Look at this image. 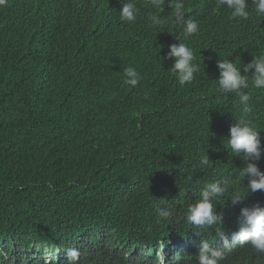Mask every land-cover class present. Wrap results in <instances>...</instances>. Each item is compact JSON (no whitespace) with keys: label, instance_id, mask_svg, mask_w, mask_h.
<instances>
[{"label":"trees","instance_id":"obj_1","mask_svg":"<svg viewBox=\"0 0 264 264\" xmlns=\"http://www.w3.org/2000/svg\"><path fill=\"white\" fill-rule=\"evenodd\" d=\"M127 2L0 4V264H199L204 241L223 252L219 264H264L250 244L233 243L242 209L264 207V191L248 193L246 163L227 143L242 107L216 82L219 60L245 75L264 55V15L253 0L247 19L217 10L218 0H179L182 17L177 0H131L128 22ZM190 18L198 31L186 37ZM179 43L199 66L183 86L167 58ZM128 67L135 86L124 83ZM247 75L246 118L264 149V88ZM249 162L264 173V151ZM226 182L247 198L233 204L226 193L213 202L220 224H190L205 185Z\"/></svg>","mask_w":264,"mask_h":264},{"label":"clouds","instance_id":"obj_2","mask_svg":"<svg viewBox=\"0 0 264 264\" xmlns=\"http://www.w3.org/2000/svg\"><path fill=\"white\" fill-rule=\"evenodd\" d=\"M5 0H0L3 4ZM255 11L258 15H264V0H253ZM159 0H153V7H159ZM183 3L174 4L175 14L182 17ZM220 7H227L231 11L233 18L247 19L249 12L247 10V0H218L217 10ZM138 9L136 5L129 2L122 4L119 12L120 18L124 21H134ZM156 15L150 17L154 25H159L162 20H157ZM185 36H191L198 31V23L193 19L183 21ZM175 58V63L171 68L178 83L183 86L194 79V73L199 70V66L194 63L195 55L193 49L184 43L171 45L167 58ZM217 67L220 70L217 91L221 93H236L239 97V104L242 107V114L236 118V123L230 126L229 136L227 138L228 147L236 157H241L246 167L242 168L241 175L248 178V193H255L258 190L264 191V173H262L254 163L249 161L258 160L261 156L262 145L259 131L253 125L251 120L247 119V114L251 112L249 106L250 96L243 89L249 88L247 73L251 72V85L255 88H264V55L256 56L251 63L243 66L245 75H241V68L230 60H219ZM254 69V71H251ZM126 79L125 84L135 86L139 83L138 72L131 67L124 70ZM241 154H243L241 156ZM202 163L208 164V158H202ZM226 193H229V184L226 182L223 186L218 183H209L205 185L201 198L188 205L186 219L190 224L201 227H210L220 224L221 217L214 210V201H218ZM233 204L243 202L248 195H242L239 189H233L229 193ZM161 215H167L161 212ZM241 228L233 234V243L236 241L240 245L250 244L258 253L264 254V207L255 205L251 208H244L241 211L239 220ZM228 246L227 239L224 242ZM67 255L75 260L79 253L75 249L68 250ZM223 258V252L214 250L208 241H204L198 255L199 264H219Z\"/></svg>","mask_w":264,"mask_h":264}]
</instances>
